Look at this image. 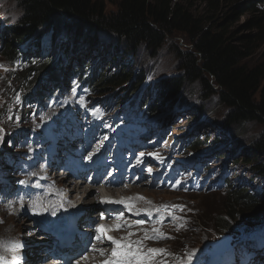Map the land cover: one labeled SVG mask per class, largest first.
Returning <instances> with one entry per match:
<instances>
[{"label":"rangeland","instance_id":"rangeland-1","mask_svg":"<svg viewBox=\"0 0 264 264\" xmlns=\"http://www.w3.org/2000/svg\"><path fill=\"white\" fill-rule=\"evenodd\" d=\"M253 1L264 20V0ZM104 2L108 3L109 13L117 11V7L108 0ZM230 7L231 5H225L221 10L222 18ZM194 11L201 14L203 6L196 4ZM21 13L23 15L17 0H0V228L7 225L2 222L1 213L16 220H12L7 228L14 235L13 238L4 240L0 245V264H39V260L36 263L32 261L33 257L38 256L32 246L37 249L49 247L40 245L41 242L37 240L38 237L45 239L46 231L38 233L36 229L33 230L34 227L26 226L31 225L32 215H39L43 211L48 217L49 210L51 216L54 213L60 215L65 208L77 205L74 201L66 203L63 200L67 198L66 193L57 192L59 182L69 181L66 179L69 175L63 170L70 165L74 169L70 178L71 175L86 171L89 177L96 179L102 172V178L107 181L110 176L125 172L128 179L133 177L136 181L149 184L143 190L162 191L158 194L162 197H157L151 203L155 202L167 208L182 206L183 211L176 208L174 212L179 215L177 224L159 227L151 226L152 222L145 220L142 227L134 230L133 241L141 242L140 245L152 244L153 242L145 238V234L150 237L155 234L154 229H157L163 235L171 237L165 240L170 243L161 246L169 244L167 248L175 253L186 248L193 264H242L241 249L255 250L254 246H246L245 243L259 238L260 243H263L264 237L259 235L264 234V221L250 226H243L239 221L231 223L230 226L234 229L231 236L233 249L224 256L213 260L204 253V249L207 244L212 245L225 237V232H218V221L225 219L227 205L232 203L231 187L235 191L248 190L261 204L259 187L262 180L254 178L257 176L252 174V165L245 164L243 157L254 156L252 147L262 139L264 121L227 124V115L231 110L218 95L208 97L197 82L186 84L183 93L170 108V104L159 102L160 111L156 118L145 121L140 117L146 99L144 92L128 98L126 105L119 107V103L125 100V93L121 90L117 98L114 96L115 91L109 90L104 96L91 95L86 100L75 89L77 80H71L67 81L69 88L66 97L55 102L53 98L48 101L41 100L34 91H43L51 78L46 76L39 84L34 82V78L48 59L55 57L60 61L65 60L63 65L68 67H65L66 71L73 69L74 65L79 67L90 62L91 70L96 64L93 61L95 57L91 56L93 53L107 60L113 55L115 48L111 43L105 44L104 40L95 43L87 40L74 41L70 35L62 34L53 46L50 39L46 38L42 42V49L33 42L28 47L27 43L19 45L16 50L18 55L5 54L2 49L10 41L6 27L15 25L18 21L11 23V18L19 15L20 19ZM255 17L253 13L234 16L229 20V31L241 36L254 35L256 31L249 29L247 25ZM65 48H68L67 53L62 54ZM179 48L191 50L182 36H175L155 56L143 48L133 62L120 61L109 70L107 63L101 65L109 73L115 72V68L121 70L127 65H134L133 71H137V75L140 72L146 75V93L153 87L154 91L149 96L155 99L154 92L161 81L181 75V63L176 52ZM39 52L44 54L41 64L37 63L40 60ZM254 52L246 60V65L250 69L259 66L264 68V41L256 45ZM80 59L84 62L79 61ZM31 93L32 96H29ZM85 115L91 116L81 120ZM92 116H97L98 120L94 122L91 120ZM134 124L145 126L148 135L140 139L141 134L127 132L128 127ZM91 128L92 138L88 135ZM113 131L117 133L114 135ZM51 133L57 134L56 138L62 141L59 149L66 148L68 152L66 156L62 155V160L65 161L62 171L61 167L49 168L46 165V161L53 157ZM206 137L209 138L207 146L195 150L187 149V144L192 145L198 139L201 141L198 143L202 145ZM255 161L264 162V155L256 156ZM82 179L84 181V177ZM156 186H161L162 189H155ZM179 193L191 196L184 197ZM49 195L55 197L48 198ZM18 207L21 212L16 214L14 211ZM88 207L85 205L84 210H88ZM138 207L143 211L148 210L142 202ZM132 214L138 216L140 212L136 210ZM86 217L93 216L89 214ZM67 218L66 224L60 225L56 221L50 226L51 239L57 236L60 228L63 230L70 225L72 221L69 216ZM37 221L36 218L35 222ZM125 222L132 223L129 220ZM97 227L96 225L95 228ZM121 240L123 243L127 241ZM13 245H19V248L14 249ZM209 250H213L212 246ZM196 253L199 254L198 257ZM43 254L40 256H44ZM255 256L256 263L254 260L251 264H264V247Z\"/></svg>","mask_w":264,"mask_h":264},{"label":"trees","instance_id":"trees-1","mask_svg":"<svg viewBox=\"0 0 264 264\" xmlns=\"http://www.w3.org/2000/svg\"><path fill=\"white\" fill-rule=\"evenodd\" d=\"M17 1L23 15L15 25L7 27L10 41L2 49L5 54L18 55L16 50L19 45L27 43L26 46H31L35 41L36 46H40L46 37H50L54 43L62 34H68L74 41L95 43L104 40L105 44L111 43L115 48L109 58L108 67H111L120 61L133 62L143 48L155 56L175 36H182L191 50H176L181 63V75L161 81L155 89L154 102L149 96L154 88L146 93V75L143 72L137 75V71H133L134 65H127L121 70L116 68L115 72L109 73L99 71L102 60L91 71L90 63H85L77 69L68 70V79L77 77L81 87L88 86L93 95L104 96L112 90L117 98L124 92L125 100L119 106L140 91L144 92L146 99L142 114L148 118H154L160 111L159 102L170 104V108L181 96L186 84L197 82L208 97L218 95L231 110L227 115V124L264 121V68L259 66L250 69L245 63L255 54L256 45L264 41V20L253 0H108L117 7V11L112 13L108 12V3L104 0ZM198 3L203 6L201 14L194 11ZM225 5L231 7L222 18L221 10ZM250 13L256 17L247 27L256 31L254 35L241 36L229 31L230 19ZM67 51L68 48H65L62 54ZM58 63L63 66L65 60L48 59L34 82L39 84L46 76H53ZM59 72L65 73V70ZM64 88L65 76L59 77L58 74L53 86H47V97L42 92L37 94L46 101L54 94L58 95L57 98L63 97ZM199 147V144H194L189 149ZM252 149L254 156L243 157V162L252 165V174L257 176L254 178L262 180L259 187L261 204L248 190H233V200L227 205L225 219L218 221V232H225V236L234 233L230 225L235 221L241 222L243 226L264 221V162L255 161L256 156L264 155V134Z\"/></svg>","mask_w":264,"mask_h":264},{"label":"bare ground","instance_id":"bare-ground-1","mask_svg":"<svg viewBox=\"0 0 264 264\" xmlns=\"http://www.w3.org/2000/svg\"><path fill=\"white\" fill-rule=\"evenodd\" d=\"M66 147V146H63ZM176 159H179L178 157ZM179 162V161H178ZM15 167V164H13V168ZM84 177V181L81 178ZM102 178V172H100L99 176L95 179L93 176L89 177L87 175L86 171H83L80 173V175H75L70 178V175L67 176L66 180H62L59 182V186L57 185V192L59 193H66L67 198L63 199L66 203L69 202H76L77 205L70 206L67 209V212L65 214H57L54 213L53 216H51V212L49 210V216L47 217L45 215V212L42 211L39 215H32V222L31 225L26 226L28 227H34L33 230L38 231V233H42V231H46L45 235L47 237L52 236L49 228L53 225L54 222H59L60 225L66 224L68 221L67 216L69 214H82V217H85L83 213L85 212V205H88V212L94 213L93 217L97 216V220H99L98 223L103 225L105 228L112 229L111 231H114V237L117 239H123L127 240L124 244L131 243L133 245V250L136 248V242L133 241L134 237V227L139 226L142 227L141 224H137L139 220L141 221H151V226H171L172 224H177L179 215H175L174 212L176 211V208H167L164 205L156 204L155 202L151 203L152 200H157V197H162L161 194L162 191L158 190H143L144 187H148L149 184L143 183L142 181H136L133 177H130L129 179L126 177L125 172H122L118 176H113L106 182H104L105 187L107 188V191L111 193L113 197L105 198L103 195H100V193L93 189V186L101 182ZM70 179H75V181H70ZM69 182V184H68ZM130 185V186H129ZM154 187V185H152ZM162 189L161 186H156L155 189ZM143 190V192L141 191ZM147 191V192H145ZM166 191V190H165ZM168 192V191H166ZM170 193V192H169ZM183 194L184 197L191 196L187 193H179ZM120 196V197H118ZM55 195H49L48 198H53ZM142 202V205H146L147 209L146 211H143L142 208L138 207L139 203ZM131 206V207H130ZM18 207L14 212L16 214H19L21 211ZM167 209V210H166ZM130 210V212H128ZM136 210H139L140 215L135 216L132 213H134ZM184 210V209H183ZM148 211V212H147ZM127 212V213H126ZM126 213V214H125ZM118 214H125V217L123 220L135 223L133 224V227H129L126 225L125 221H120L118 225H120L119 230H114L116 225L111 227V222L113 220L118 219ZM45 216V222L44 225H38V223L35 222V219L39 216ZM1 217H3L2 222L7 225H4L0 228V245L4 240H10L13 238L12 232L9 233L8 231V225L12 220H15L14 217H6L1 213ZM136 217H139L135 219ZM58 218V219H56ZM16 221V220H15ZM162 221V224L159 223ZM181 224H184V221H181ZM103 227V228H104ZM131 234V235H130ZM156 234V233H155ZM155 234H151V236H154ZM96 235H101L100 233L96 232ZM62 237L68 238L69 241H65L66 245L65 247H70L72 242L75 240L74 236L71 235L69 232H64L62 234ZM26 238V237H24ZM23 238V239H24ZM38 241L41 243L45 242L44 237H38ZM41 238V239H40ZM31 240L34 238H30ZM166 239H158L153 240L149 239L150 242H153L149 245H139L140 252L142 254L147 255L149 249H161L164 250V253L162 255H155V256H149L148 257V264H193V260L191 258V255L185 248L183 251H180L178 253L170 252L169 248L167 246H161L163 244H167L170 242H165ZM173 244L171 243V246ZM187 247V246H184ZM32 248L36 251H38L36 257H33L32 261L37 262L39 258H41V263L43 264L48 258L49 255L40 256L41 253H50L51 249H47L44 247H37L32 246ZM95 248L98 250H103V255H101L100 251H97L98 256L102 257L104 259L111 260L112 259V248L113 246L110 245V242L107 241V239L104 237L97 241L95 244ZM88 250V249H87ZM84 255V254H81ZM197 257L199 256L198 253L195 254ZM217 257H220V255H217ZM78 255L75 257L77 260Z\"/></svg>","mask_w":264,"mask_h":264},{"label":"snow or ice","instance_id":"snow-or-ice-1","mask_svg":"<svg viewBox=\"0 0 264 264\" xmlns=\"http://www.w3.org/2000/svg\"><path fill=\"white\" fill-rule=\"evenodd\" d=\"M2 67V66H0ZM150 171V170H149ZM22 203V202H21ZM131 207V206H130ZM176 208L180 211H183L182 206H176ZM167 210V209H166ZM159 223L162 224V221ZM137 224H143V221H138ZM120 225H116L114 230H119ZM112 229H104L103 226H100L97 228V232L101 235L97 236V239L100 240L104 238V234L107 231H110ZM154 232L156 233L154 236L148 237L147 233L145 234L146 239H171V237H168L166 235H163L159 232V230L154 229ZM131 235V234H130ZM107 241L110 242V245H113L115 247L112 248V259L107 260L104 262V264H148V257L149 256H155V255H162L164 253V250L161 249H149L147 255L142 254L140 252V243L139 241L136 242V248L133 250V245L131 243L123 244L120 240H117L111 236L106 237ZM14 249H18L19 245H13ZM93 251H96V249H93ZM101 252V255H103V250H99ZM86 259V257H85Z\"/></svg>","mask_w":264,"mask_h":264},{"label":"water","instance_id":"water-1","mask_svg":"<svg viewBox=\"0 0 264 264\" xmlns=\"http://www.w3.org/2000/svg\"><path fill=\"white\" fill-rule=\"evenodd\" d=\"M209 245H207L208 247ZM216 253H210L211 256L215 257L219 254L224 255L227 251L232 248V238L225 237L221 242L213 244ZM207 249V248H206ZM208 254V252H206Z\"/></svg>","mask_w":264,"mask_h":264},{"label":"clouds","instance_id":"clouds-1","mask_svg":"<svg viewBox=\"0 0 264 264\" xmlns=\"http://www.w3.org/2000/svg\"><path fill=\"white\" fill-rule=\"evenodd\" d=\"M22 15V13H21ZM19 19V15H13L12 18H11V23H16Z\"/></svg>","mask_w":264,"mask_h":264}]
</instances>
